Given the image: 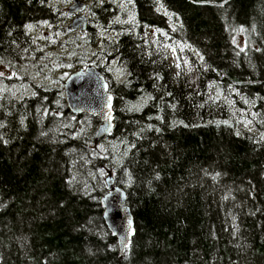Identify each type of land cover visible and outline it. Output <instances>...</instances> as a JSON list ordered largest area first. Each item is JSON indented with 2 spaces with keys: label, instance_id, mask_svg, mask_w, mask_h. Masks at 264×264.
I'll use <instances>...</instances> for the list:
<instances>
[{
  "label": "trees",
  "instance_id": "obj_1",
  "mask_svg": "<svg viewBox=\"0 0 264 264\" xmlns=\"http://www.w3.org/2000/svg\"><path fill=\"white\" fill-rule=\"evenodd\" d=\"M132 7L125 23L113 2L93 8L99 26L120 32L105 43L124 80L98 68L114 97L105 137L122 145L118 166L58 132L85 114L73 116L62 88L0 93V264H264V140L229 120L252 110L264 131V0ZM52 10L48 0H0V58L34 52L27 27ZM85 166L125 183L135 230L123 254L103 219L104 191L74 179Z\"/></svg>",
  "mask_w": 264,
  "mask_h": 264
},
{
  "label": "rangeland",
  "instance_id": "obj_2",
  "mask_svg": "<svg viewBox=\"0 0 264 264\" xmlns=\"http://www.w3.org/2000/svg\"><path fill=\"white\" fill-rule=\"evenodd\" d=\"M106 1L113 2L118 8L119 14L114 18L116 22H128L133 16L132 0H48L53 6L54 19L27 27L33 39L35 51L25 54L23 60L17 63L7 58H0V93L6 89L13 96L23 97L32 94L40 87H60L64 91V82L68 76L79 68L89 65L102 67L115 82L123 81L125 72L115 60L107 58L110 52L105 43L106 39H116L120 32L101 27L94 20L96 16L93 15V8ZM71 7L78 11L72 13L74 10H70ZM81 16L85 18L86 27L70 30L69 25L76 17H79L76 20L77 24L82 25ZM235 38L241 44L242 33L238 32ZM169 52L171 63L176 62L178 67L176 60L178 54L173 49ZM193 53L197 54L196 51ZM55 98L58 99L56 96ZM54 104L60 105L58 100H55ZM55 112L60 114L58 106L55 107ZM255 115L252 110H243L240 116L234 114L229 120L233 121L238 128L243 127L258 133V137L264 140V131H259L254 125ZM80 117L77 120L71 116L66 117L65 122L59 123V126H64L68 120L65 126L70 128L63 131L61 127V129L58 128V132L85 138L84 140L97 155L109 159L118 166L123 156H121L122 145L109 137L97 138L96 131L100 122L94 123L86 113ZM82 158L83 161L86 160L85 155ZM86 162L89 165L92 159H87ZM84 168L85 172L79 170L74 172L75 181L83 187L88 185L93 188L100 187L102 192L104 191L103 194L106 193V178L111 171L102 167L92 169V166H85ZM97 171L103 173L101 179ZM101 180L104 182L103 185ZM115 185L118 184L115 183ZM124 186L125 183L122 187Z\"/></svg>",
  "mask_w": 264,
  "mask_h": 264
},
{
  "label": "water",
  "instance_id": "obj_3",
  "mask_svg": "<svg viewBox=\"0 0 264 264\" xmlns=\"http://www.w3.org/2000/svg\"><path fill=\"white\" fill-rule=\"evenodd\" d=\"M72 7L70 10L73 9L72 13H76L78 9ZM81 18L83 20L81 26L76 21L79 17H76L69 25V29L75 30L78 27L84 29L86 27L85 18L83 16ZM64 97L71 113H87L100 120L96 131L97 138H103L112 132L114 97L107 79L96 66L89 65L79 68L69 75L64 82ZM106 189L107 192L100 199L104 210L103 219L112 235L117 238L120 253L123 254L134 234L133 215L127 204L126 190L122 186L115 185L110 172L106 178Z\"/></svg>",
  "mask_w": 264,
  "mask_h": 264
}]
</instances>
